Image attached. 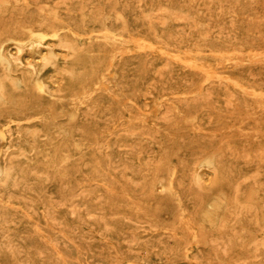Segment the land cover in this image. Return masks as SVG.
<instances>
[{"label": "rangeland", "instance_id": "374dc122", "mask_svg": "<svg viewBox=\"0 0 264 264\" xmlns=\"http://www.w3.org/2000/svg\"><path fill=\"white\" fill-rule=\"evenodd\" d=\"M263 241L264 0H0V264Z\"/></svg>", "mask_w": 264, "mask_h": 264}, {"label": "bare ground", "instance_id": "6f19581e", "mask_svg": "<svg viewBox=\"0 0 264 264\" xmlns=\"http://www.w3.org/2000/svg\"><path fill=\"white\" fill-rule=\"evenodd\" d=\"M118 16V15H117ZM119 19V18H118ZM97 37V36H96ZM11 45H12V42H11ZM13 48H14V46H13ZM35 49H37V47L36 46H34V49L32 50L33 52L35 51ZM26 50V49H25ZM30 53V52H29ZM50 54L52 55V52H50ZM11 55V54H10ZM49 55V54H48ZM1 60L5 63V66H6V68L8 69V70H10V60H9V58H7V57H3V58H1ZM48 62V58H46V57H43L42 58V63L40 64V67L41 66H44L46 63ZM20 63V62H19ZM50 66H51V64H50ZM2 74V73H1ZM12 78V77H11ZM1 79H2V77H1ZM16 80V79H15ZM22 80V79H21ZM9 81V80H8ZM17 81V80H16ZM35 81H36V76H35ZM23 82V81H22ZM9 83V82H8ZM11 83V82H10ZM37 83H38V81H37ZM16 84V83H15ZM38 84H40V83H38ZM10 85H12V84H10ZM46 89V88H45ZM19 90V89H18ZM43 92V91H42ZM48 92V91H47ZM197 131V130H196ZM113 132V131H112ZM2 134V133H1ZM133 135V134H132ZM125 148V147H124ZM123 148V149H124ZM1 161H2V159H1ZM233 169H234V167H233ZM215 171V170H214ZM157 187V186H156ZM220 193V192H219ZM221 195V194H220ZM97 199V198H96ZM239 205V204H238ZM70 216V215H69ZM110 228V227H109ZM264 242V241H263ZM262 242V243H263ZM261 243V242H260ZM224 251V250H223ZM227 251V250H226ZM41 255V254H40ZM39 256V255H38Z\"/></svg>", "mask_w": 264, "mask_h": 264}]
</instances>
